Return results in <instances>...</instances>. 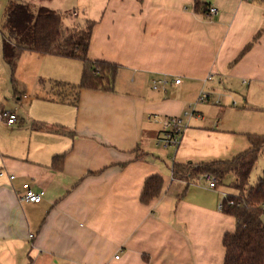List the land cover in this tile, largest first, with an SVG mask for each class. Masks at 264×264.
<instances>
[{
  "label": "crops",
  "instance_id": "1",
  "mask_svg": "<svg viewBox=\"0 0 264 264\" xmlns=\"http://www.w3.org/2000/svg\"><path fill=\"white\" fill-rule=\"evenodd\" d=\"M9 1L0 0V264H224L223 238L237 226L220 208L230 193L175 180L172 166L231 158L248 133L264 134L209 124L197 102L219 86L264 92V0H208L214 15L195 11L194 0H105L77 23L95 21L88 57L118 65L114 89L77 96L79 59L25 51L14 71L6 63ZM23 1L66 11L55 0ZM79 6L94 8L71 0L66 9L79 17ZM172 117L184 129L166 147ZM155 174L162 191L144 204ZM25 183L44 192L41 202L22 200Z\"/></svg>",
  "mask_w": 264,
  "mask_h": 264
},
{
  "label": "trees",
  "instance_id": "2",
  "mask_svg": "<svg viewBox=\"0 0 264 264\" xmlns=\"http://www.w3.org/2000/svg\"><path fill=\"white\" fill-rule=\"evenodd\" d=\"M209 7L208 0H194L195 11L208 14ZM73 15L72 10L58 11L47 6L36 7L28 1L10 0L2 23V28L6 30L2 46L4 60L14 71L20 55L25 51L79 59L83 63L82 78L79 84H71L76 96L84 88L112 91L118 65L88 57L95 21L86 20L67 26L65 20ZM34 125L48 128L38 123ZM247 137L249 146L231 158L174 161L172 166L173 178L187 185L197 182L201 175L207 173L215 178L217 186L224 184L229 175L232 176L229 186L236 193L224 195L222 210L236 218L237 226L234 232L226 233L223 238L224 264H264V176L254 185H249L251 172L264 152V134L248 133ZM163 184L164 179L159 174L148 177L141 202L149 204L157 198Z\"/></svg>",
  "mask_w": 264,
  "mask_h": 264
},
{
  "label": "rangeland",
  "instance_id": "3",
  "mask_svg": "<svg viewBox=\"0 0 264 264\" xmlns=\"http://www.w3.org/2000/svg\"><path fill=\"white\" fill-rule=\"evenodd\" d=\"M57 1L59 2V0H55L53 2L52 7L65 10H67L66 8H70L69 3L71 0H63L62 3L65 4L64 6L62 4L59 5ZM104 2L105 0H89V3L94 5V8H89L88 10L93 9V11L85 13L83 11L84 8L79 6L81 10L80 16L77 17L73 15L72 18L65 20V24L71 27L79 21H84L86 18L91 19L96 17L100 12L101 4ZM75 64L79 66V61H75ZM77 73H79L78 69L72 76L78 77L77 79H79ZM203 92L210 94V97L203 102L198 101L197 99L198 103L207 104L205 106V112L202 116L203 120L208 121L209 124L216 120H219L220 123L225 121L226 123H231L230 125L236 129L238 127H243L248 131L264 133V92H259L258 90L249 91L246 89V86H240L235 89L231 95L223 88V86L216 87L214 92ZM263 176L264 152L260 155L259 160L251 172L249 185H254L257 183L259 178ZM231 178L232 176L229 175L224 184H221L222 190L226 193H236V191L229 186ZM197 182L206 183L204 179H198Z\"/></svg>",
  "mask_w": 264,
  "mask_h": 264
},
{
  "label": "built area",
  "instance_id": "4",
  "mask_svg": "<svg viewBox=\"0 0 264 264\" xmlns=\"http://www.w3.org/2000/svg\"><path fill=\"white\" fill-rule=\"evenodd\" d=\"M216 13H217V9L213 6H210L208 9V14L214 15ZM211 78L212 76L210 75L208 79H211ZM163 82H166V80H163ZM175 82L180 83L181 79H176ZM209 97H210L209 93L202 92L198 97V101L203 102L207 100ZM1 114L4 118H6L8 123H14L16 121V115L15 113L11 111L4 110L2 111ZM183 129H184V122L181 118L172 117L168 119L165 123L164 129L162 132V137L160 138V142L166 147L167 146H178L181 135L183 133ZM198 179L199 180L204 179L206 183L208 184V186L211 188L217 187V182L215 178L209 173L201 175ZM43 195H44L43 191L36 192L35 190L32 189V187L28 183L24 184V194L22 196V200H25L27 202L39 203L42 201ZM222 206H223L222 203H220L221 209H222Z\"/></svg>",
  "mask_w": 264,
  "mask_h": 264
}]
</instances>
